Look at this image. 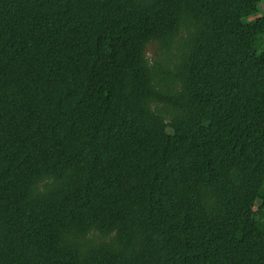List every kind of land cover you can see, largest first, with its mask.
<instances>
[{
	"label": "trees",
	"instance_id": "obj_1",
	"mask_svg": "<svg viewBox=\"0 0 264 264\" xmlns=\"http://www.w3.org/2000/svg\"><path fill=\"white\" fill-rule=\"evenodd\" d=\"M262 4L0 0V264H264Z\"/></svg>",
	"mask_w": 264,
	"mask_h": 264
},
{
	"label": "rangeland",
	"instance_id": "obj_2",
	"mask_svg": "<svg viewBox=\"0 0 264 264\" xmlns=\"http://www.w3.org/2000/svg\"><path fill=\"white\" fill-rule=\"evenodd\" d=\"M262 9L264 10V4H262ZM146 55L149 57L150 60H152V56L154 55V49L151 47H148L146 49Z\"/></svg>",
	"mask_w": 264,
	"mask_h": 264
}]
</instances>
